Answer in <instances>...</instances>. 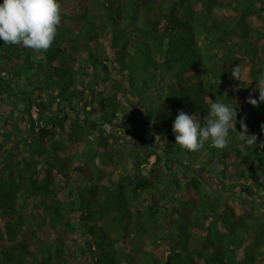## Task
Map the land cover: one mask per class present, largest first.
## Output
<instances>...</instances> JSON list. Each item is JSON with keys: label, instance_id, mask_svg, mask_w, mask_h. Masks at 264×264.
<instances>
[{"label": "trees", "instance_id": "1", "mask_svg": "<svg viewBox=\"0 0 264 264\" xmlns=\"http://www.w3.org/2000/svg\"><path fill=\"white\" fill-rule=\"evenodd\" d=\"M0 67V177L9 164V181L18 179L4 233L0 219V261L21 246L59 264L76 231L92 264H264V102H247L264 87V0H61L51 48L0 40ZM13 95L25 101L26 129ZM215 100L238 112L228 146L181 149L178 112L203 122ZM149 120L163 153L117 134L141 133ZM241 121L257 146L240 139ZM146 216L158 217V231Z\"/></svg>", "mask_w": 264, "mask_h": 264}, {"label": "clouds", "instance_id": "2", "mask_svg": "<svg viewBox=\"0 0 264 264\" xmlns=\"http://www.w3.org/2000/svg\"><path fill=\"white\" fill-rule=\"evenodd\" d=\"M61 25V0H2L0 2V40L4 44L21 45L34 52H47L55 41ZM240 66L232 70V76L241 80ZM259 88V98L247 102L258 106L264 102V87ZM226 94V93H225ZM237 109L231 104L213 101L209 113L201 119L183 110L179 111L174 120L172 131L175 143L181 149L197 152L206 142L224 149L228 146L229 131L235 128ZM264 127V126H262ZM240 139L249 146H257V136L247 135V126L241 121ZM264 148V141L260 143Z\"/></svg>", "mask_w": 264, "mask_h": 264}, {"label": "rangeland", "instance_id": "3", "mask_svg": "<svg viewBox=\"0 0 264 264\" xmlns=\"http://www.w3.org/2000/svg\"><path fill=\"white\" fill-rule=\"evenodd\" d=\"M249 21L252 25L257 26V27L261 26V24H262L261 20L256 15H251L249 17ZM0 77L4 78V79L6 77V74L2 70L1 67H0ZM9 98L17 99L16 100V108L14 111V116L20 118L19 120L25 124V129H26L25 121L26 122L28 121L27 120L28 115H27V113L24 112V110L26 109L25 101L21 100L20 98H16L15 95H13ZM33 115H34V117L38 116V113L36 111V107L33 108ZM99 117L100 116L94 115V119L97 121H99ZM106 127L117 132L116 128L109 127V126H106ZM93 134H94V128L90 131L89 135L92 136ZM117 134L125 136V139H123L125 142L131 141V142L136 143L138 146H140V148L146 149L145 153H148L149 149L158 150L159 152L163 153V151L161 149V145L163 144V140H162L160 133L158 131L156 120H149L147 122V129L142 131L141 133L134 135V134H125L124 132H117ZM10 143H12V142L10 141L9 144ZM82 148L83 147H78L77 148L78 152H80L82 150ZM67 152H70V150H68V148H67ZM21 157L22 156L14 157L12 161L14 163H18V162L22 163L24 158H21ZM154 159H155V155L150 157L151 161H154ZM188 159L183 158V163L185 166V167H183V170H189L190 166L192 165L190 163H197L199 156L196 154L191 155L190 156L191 162ZM187 160L189 162H187ZM186 165H189V167H187ZM22 166H25V164L22 163ZM8 167H9V164H8L7 168L4 170V172L5 171L6 172L5 173L3 172V175H1V177H0V219H1V225H2L1 230L3 233H4V229H6L7 223H8V221L6 219L7 215H6V209H5L4 204L6 203V206L9 208V212L12 209L11 206L8 204V202L11 201V198H9V196H8V194H9L8 191L11 192L12 189H17L16 187L18 186L17 185L18 179H13L12 180L13 183L11 181H9L8 172H7ZM11 167L16 168L17 166L12 163ZM203 174L205 176L210 177V174L207 171H204ZM58 178L62 179V177L60 175H58ZM224 186L225 185L221 184V187L225 188ZM65 187H66V185L61 184V189H64ZM229 187L231 189H233V191H236L238 189V186L232 185ZM114 191H116L115 188H114ZM19 193H20V191L18 192V194ZM257 197L263 198L264 195H258ZM17 201L19 202V204L17 205L16 210L19 212L22 209L21 205H23V203H22L23 200L18 198ZM178 202H185V197L183 198V200H181V199L178 200ZM186 202L188 203L189 201H186ZM136 203H138V202H134V204H136ZM176 204H177V202L174 201L170 204V207H173ZM138 205L142 206V208L147 210V205H142L141 203ZM197 206H198L197 209H199V205H197ZM123 208H125V207H123ZM200 209H201V206H200ZM41 211H42V213H44V209H42ZM22 212H23V215H26L25 210L24 211L22 210ZM124 212H126L125 209H124ZM122 217H123V215H122ZM176 218H177V220H173L174 219L173 218L171 220V222H173V223L179 222V220H178L179 216L178 215H176ZM246 218L247 217L245 216V219ZM146 221L149 224V226H151L153 228L154 231H158V225H159L158 217H151L149 219V217L146 216ZM42 222H43V220L40 221V223H42ZM112 222H113V220H112ZM182 222H183V220H182ZM170 224L172 225V223H170ZM10 225L12 226L13 224L11 223ZM41 227H42V230L37 228V232L40 235H42V232H45V225H42ZM61 232L65 233V230L61 229ZM152 235L153 234L151 232L150 236L152 237ZM79 237H84V236H82V234H80L79 232H76V231L75 232L69 231L68 233H66L65 240H66L67 244L71 245V248L67 252L66 259L62 258L61 260H59L60 261V262H58L59 264H92V262H93L92 258L88 254L82 252L80 246L78 245V244H83V240H80ZM181 242L186 243L187 237L186 236L182 237ZM192 242H195V241L193 240ZM9 249H10L9 252L13 253L14 257L12 259L5 258L3 261H0V264H44L42 262V259H43L42 255H39L38 258H36L35 255L28 254L27 251H25L21 246H14V247H11Z\"/></svg>", "mask_w": 264, "mask_h": 264}]
</instances>
